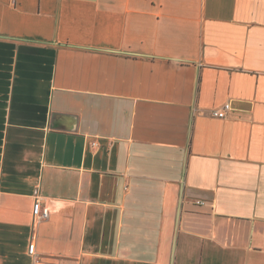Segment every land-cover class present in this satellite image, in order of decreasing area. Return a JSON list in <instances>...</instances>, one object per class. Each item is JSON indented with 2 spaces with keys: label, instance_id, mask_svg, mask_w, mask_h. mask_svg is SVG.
Instances as JSON below:
<instances>
[{
  "label": "crops",
  "instance_id": "1",
  "mask_svg": "<svg viewBox=\"0 0 264 264\" xmlns=\"http://www.w3.org/2000/svg\"><path fill=\"white\" fill-rule=\"evenodd\" d=\"M0 264H264V0H0Z\"/></svg>",
  "mask_w": 264,
  "mask_h": 264
},
{
  "label": "built area",
  "instance_id": "2",
  "mask_svg": "<svg viewBox=\"0 0 264 264\" xmlns=\"http://www.w3.org/2000/svg\"><path fill=\"white\" fill-rule=\"evenodd\" d=\"M231 111V106L229 103L224 104L220 109L211 111V116L218 119H225L228 115V112ZM49 217V211L42 207L39 202H35L32 209V225L33 227L40 223L42 220ZM28 254L34 256L35 254V245L33 242H30L28 245Z\"/></svg>",
  "mask_w": 264,
  "mask_h": 264
}]
</instances>
